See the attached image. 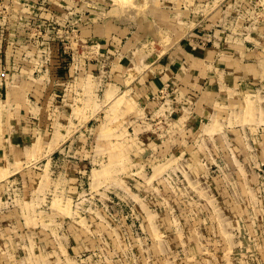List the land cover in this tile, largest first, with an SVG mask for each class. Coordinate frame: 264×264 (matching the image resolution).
<instances>
[{
    "label": "rangeland",
    "instance_id": "rangeland-1",
    "mask_svg": "<svg viewBox=\"0 0 264 264\" xmlns=\"http://www.w3.org/2000/svg\"><path fill=\"white\" fill-rule=\"evenodd\" d=\"M0 264H264V0H0Z\"/></svg>",
    "mask_w": 264,
    "mask_h": 264
}]
</instances>
